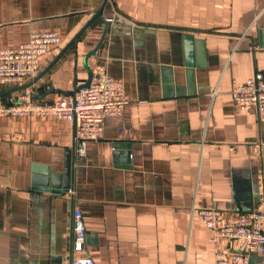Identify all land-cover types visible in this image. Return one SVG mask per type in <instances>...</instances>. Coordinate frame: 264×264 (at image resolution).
Returning a JSON list of instances; mask_svg holds the SVG:
<instances>
[{"label": "crops", "instance_id": "0c3cea01", "mask_svg": "<svg viewBox=\"0 0 264 264\" xmlns=\"http://www.w3.org/2000/svg\"><path fill=\"white\" fill-rule=\"evenodd\" d=\"M103 1L0 0V48L33 33L61 38L20 86L48 68ZM260 32L264 0H108L77 46L22 92L55 102L103 69L124 82L130 102L88 143L65 194L38 189L34 167L63 172L74 126L48 116L2 119L0 264H72L74 255L95 264H216L220 252L236 251L214 242L195 213L216 209L233 220L264 209V120L231 96L264 76ZM75 209L87 230L77 254Z\"/></svg>", "mask_w": 264, "mask_h": 264}, {"label": "built area", "instance_id": "2783aa9c", "mask_svg": "<svg viewBox=\"0 0 264 264\" xmlns=\"http://www.w3.org/2000/svg\"><path fill=\"white\" fill-rule=\"evenodd\" d=\"M106 21L111 22L113 19ZM60 43L59 34L44 32L33 33L28 42L17 48H0V88L11 89L33 79L42 68L41 59L51 47ZM231 96L239 110L256 108L264 120L263 74H256L246 82L235 85ZM129 102L124 82L100 69L92 75L88 87L80 88L75 94L62 96L55 102L33 100L26 92L0 97V122L6 117L48 116L72 124L75 128L76 167L86 156L88 143L102 138L105 119L121 116ZM195 214L211 232L214 242L223 239L237 247L236 251L220 252L216 264H251L252 257L256 255L261 256V264H264V209L243 213L233 220L225 219L223 212L216 209H201ZM72 222V249L77 254L87 244V230L80 209L74 210ZM72 264L95 262L90 257L74 255Z\"/></svg>", "mask_w": 264, "mask_h": 264}, {"label": "water", "instance_id": "95a60500", "mask_svg": "<svg viewBox=\"0 0 264 264\" xmlns=\"http://www.w3.org/2000/svg\"><path fill=\"white\" fill-rule=\"evenodd\" d=\"M108 0H104L100 9L95 13L93 18L82 28V30L71 40V42L66 46V48L61 52V54L48 66V68L35 78L32 82L19 87L11 88L5 92H0V97L7 96L13 93L22 92L28 90L33 84H35L39 79H41L46 72H48L53 65L64 55V53L73 45L77 46L78 39L82 36L84 32L93 24V22L102 17L103 10L107 4ZM107 30V25H104V34ZM264 32H260V38L262 40ZM92 75L89 76L88 82L81 86V88H86L90 85ZM75 94V93H74ZM33 100L42 99V96L31 95ZM74 172H75V163H74V148L69 150L66 153V161L64 165V170L62 173H52L48 167L40 168L38 166L34 167L33 183L37 187H42L45 191L52 190L54 193L65 194L70 192L73 189L74 181ZM40 175V176H39Z\"/></svg>", "mask_w": 264, "mask_h": 264}]
</instances>
